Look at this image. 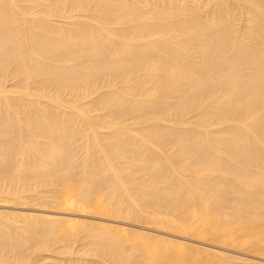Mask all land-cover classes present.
I'll return each instance as SVG.
<instances>
[{"label": "bare ground", "instance_id": "bare-ground-1", "mask_svg": "<svg viewBox=\"0 0 264 264\" xmlns=\"http://www.w3.org/2000/svg\"><path fill=\"white\" fill-rule=\"evenodd\" d=\"M0 264H264V0H0Z\"/></svg>", "mask_w": 264, "mask_h": 264}, {"label": "rangeland", "instance_id": "rangeland-1", "mask_svg": "<svg viewBox=\"0 0 264 264\" xmlns=\"http://www.w3.org/2000/svg\"><path fill=\"white\" fill-rule=\"evenodd\" d=\"M79 240H80V239H79ZM79 240H78V242H77V245H80V244H81V240H80V241H79ZM79 242H80V243H79ZM54 252L56 253V251H53L52 254H55ZM58 256H60V255H58ZM61 257H67V255H66V256H65V255H62Z\"/></svg>", "mask_w": 264, "mask_h": 264}]
</instances>
